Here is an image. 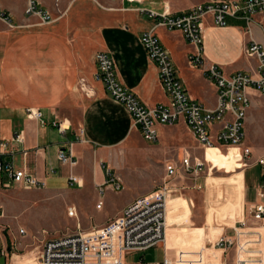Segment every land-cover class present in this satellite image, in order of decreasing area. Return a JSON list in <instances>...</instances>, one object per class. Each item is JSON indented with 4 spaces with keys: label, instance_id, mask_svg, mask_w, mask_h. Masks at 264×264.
Instances as JSON below:
<instances>
[{
    "label": "crops",
    "instance_id": "obj_1",
    "mask_svg": "<svg viewBox=\"0 0 264 264\" xmlns=\"http://www.w3.org/2000/svg\"><path fill=\"white\" fill-rule=\"evenodd\" d=\"M11 1L0 2V11L7 15V20L0 17V137L11 141L16 134L22 133L24 143H12L9 149H0V159L46 182V188L51 187L55 195L70 191L67 186H90L100 201L99 187L108 181V171H111L121 179L125 189L134 192L123 209L160 187L166 177L165 165L171 162L164 156L145 169L131 168L128 155L136 144L141 141L145 144V141L126 107L109 95L103 81L97 77L95 56L98 52H105L114 60L119 82L148 107L167 103L168 98L160 83L157 65L149 59L141 44L145 32L159 37L187 94L208 108L218 104L217 87L205 75L209 67L219 66L228 76L242 71L257 77V61L247 55V48L252 41L264 48V13L256 15L249 25L228 17L225 27L217 26L212 16L207 15L203 20L200 47L203 65L195 66L190 57L198 48L186 42L180 31H169L148 14L152 10L177 15V8L165 9L164 6L158 11L145 6L143 0H112L111 6L99 0H72L62 10L49 11L53 20L43 23L38 17L25 14V0H21L19 6ZM247 92L251 104L245 122L247 140L244 145L260 157L264 149L257 145L264 140V117H258L261 132L256 136L252 133V120L260 113L264 98L254 88ZM30 109L40 112L41 117L30 116ZM179 123L192 136L185 122ZM70 149L77 160L75 166L64 165L59 159L61 150ZM203 156L214 158L212 171L225 170L231 175L228 178L230 188L227 202L220 209L204 200L207 205H203L195 222L206 228L208 223L214 222L216 213L222 218L239 213L241 218L225 229L233 234L232 228L248 216L245 207L243 211V203L249 208L257 201L258 186L263 179L261 168L252 166L258 171V179L252 183L247 171L251 167L244 169L246 166L240 162L238 147H231L227 153L218 147L206 149ZM161 165L163 176L154 178L151 170ZM126 170L129 173H125ZM71 177L81 180L82 187L72 184ZM140 179L147 182L144 187L137 186L136 181ZM9 183L10 178L0 174V192L12 188L6 187ZM107 188L113 190L106 185L105 192ZM206 196L213 198L215 191L209 190L203 198ZM169 203L167 240L172 250L168 253L173 254L174 244L178 242L173 227L178 217L190 221L193 217L191 205L195 202L178 197ZM120 212L106 214L105 221H112ZM220 233L213 228L214 236ZM205 235L204 229L192 228V244H197ZM14 238H20V234ZM178 250L185 257L195 251Z\"/></svg>",
    "mask_w": 264,
    "mask_h": 264
},
{
    "label": "built area",
    "instance_id": "obj_2",
    "mask_svg": "<svg viewBox=\"0 0 264 264\" xmlns=\"http://www.w3.org/2000/svg\"><path fill=\"white\" fill-rule=\"evenodd\" d=\"M38 5V0H29L27 13L39 15L45 23L51 21L50 13ZM148 13L158 24L169 31H180L186 42L196 46L198 50L190 57V62L202 66L200 47L203 43L204 18L211 15L214 23L220 27L226 26L228 17L243 20L249 25L256 15L264 13V0H209L177 15L152 10ZM140 41L149 59L157 65L167 103L154 107L144 105L119 82L115 62L107 53L98 52L95 59L97 77L103 81L109 95L126 107L142 137L147 142L157 144L160 141V126L183 121L199 146L205 149L225 148L228 151L231 147H238L240 162L248 166L245 161L252 159L253 152L244 145L245 122L251 104L247 90L254 88L264 95L263 46L252 41L247 48V55L257 61V77L242 71L228 76L216 65L205 70L206 77L217 87L218 97L217 106L208 108L187 94L170 54L156 34L145 32ZM29 113L32 117H41L38 111L30 109ZM59 128L64 130L61 123ZM12 143H24L22 133L16 134L11 141L0 137V149H9ZM59 159L64 165L77 164L72 149L61 150ZM253 164L261 168L263 179L258 186L257 201L248 208L247 218L232 228V235L227 232L216 235L214 241L191 252L189 257H182L174 249L173 254H169L172 249L167 246L168 202L178 189L173 181L185 179L191 174L197 176V180L204 167L199 158L184 150L178 163H166L164 183L150 194L133 201L120 216L87 233L64 234L46 240L39 255V264H129L125 260L128 254L148 252L158 245L164 247L162 261L137 264H229L232 252V264H264V155L257 157ZM0 174L10 178L11 183L6 185L7 188L20 186L24 189H44L47 186L46 182L25 169H18L1 159ZM108 176V181L99 187L100 208L105 194L103 187L110 185L116 192L123 189L120 178L111 174V171H108ZM70 182L79 187L83 185L76 177H71ZM68 215L76 218L77 210L69 208ZM4 217L5 211L0 207V258H6V264H11L15 256L13 250L18 248V244L11 243L9 246L8 242L12 240L4 238L7 230L1 223ZM19 234L23 235L25 231L21 229Z\"/></svg>",
    "mask_w": 264,
    "mask_h": 264
},
{
    "label": "rangeland",
    "instance_id": "obj_3",
    "mask_svg": "<svg viewBox=\"0 0 264 264\" xmlns=\"http://www.w3.org/2000/svg\"><path fill=\"white\" fill-rule=\"evenodd\" d=\"M1 1L2 0H0V2ZM71 1L72 0H38V6L47 12L51 11L52 9L59 11L64 9ZM99 1L107 6H111L112 4V0ZM143 1L146 2L145 6H149L158 11H161L163 9L162 7L164 6L165 9L167 7L174 9L177 8L178 11H175L176 14H180L181 11L190 8L194 4L201 3L204 0ZM11 3L19 6L21 0H12ZM25 4L26 15L41 19L39 15L27 13L29 8V0H25ZM0 17L5 19L7 18L1 11ZM262 96L264 98L263 94ZM261 115L264 117V104L261 105L260 113L258 115H254L252 120V133L255 136L261 132L260 124H258V117ZM180 125V123H176L174 125L160 126L159 128L161 131V136L160 141L157 144L147 142L142 137V139L145 141V144H143L142 141L136 144L134 151L131 155L129 154L127 158L129 159V162H131V168L139 170L145 169L150 164H152L154 160L157 158L162 159L164 156H166L168 161L178 163L183 156L184 150L187 149L193 157H197L203 162L204 167L202 171L199 172L200 174L198 175L199 177L197 180V176L191 174L185 179H176L173 181L177 183L179 187L177 190H175L176 192L169 200L171 201L173 198L180 197L187 199L189 203H191V201L195 202L194 206L191 205L193 217L190 218V221L187 222V220L183 217H178V221L173 227L175 232L174 234L176 237H178V242L174 244L173 249H193L198 251L199 249L207 246L210 241H214L216 239V237L212 238L211 236L213 233V228H216L217 231L224 233L226 232V228H229L235 224L236 219L241 218L239 217L241 215L237 213L232 217L227 216L226 218H222L216 213L214 222L212 224L208 223L206 228H203L202 225H199L195 222L196 218H198L197 215L200 214L203 205H207L205 201L209 203L211 207H215L217 209H220L226 204L230 188L228 184V178L231 175L225 173V170L218 172L217 169H215L212 171L213 165H215L214 158H206L203 156L206 149L199 146V144L194 140L193 136H191L186 130L182 129ZM246 140L247 135L245 136L244 142ZM259 146L264 149V140L262 143L258 142L257 148ZM222 150L225 153L228 152V150L225 148ZM252 152L253 157L251 160L245 161V164H248V166L244 167V169L251 167L247 171L249 181L253 183L258 179V171L252 167L254 166L253 162L257 158L258 154L253 149ZM162 166L163 165L159 166L158 168L155 167L151 170L154 178H160L163 176L164 173L161 170ZM125 173H129L128 170H126ZM136 184L139 187H144L147 182L144 179H140L136 181ZM67 187L70 191L61 193V195H55V192L52 191L51 187L44 189H24L20 186H13L7 190H1L0 206L4 209L6 215V218H4L1 223L3 227H7V230L4 233V238L11 237L10 239L12 241L9 240V246L11 243L18 244V248L13 250L15 256L11 264H20L24 262L28 264H39V255L46 240L64 234L76 232L87 233L98 226L101 227L106 225L108 223V221H105L106 214L118 212L119 210L122 212L125 209V207L121 209L122 206L127 202L129 196L134 193L132 190L128 191L125 189V185L119 192L107 188L103 197L102 209H97L96 205L99 204V199L96 197L93 189L90 186L83 188H78L77 186ZM209 190H214L215 196L210 199H208L206 196L204 199L203 196L207 195ZM220 194L222 197H219ZM244 204L245 203H243V211L245 207L247 214L248 206ZM69 208L77 210L78 215L76 218L69 217ZM120 214L118 216H120ZM192 228L204 229L206 234V237L201 239L195 245L192 244ZM21 229L25 231V234L20 235V238L15 240L14 236H17L19 234V230ZM198 243H200V245ZM163 255V246L160 245L148 252L128 254L125 260L129 264H137L142 262L147 263L151 261L162 260ZM179 255L185 257V255L182 253H179ZM186 257H189V255H186ZM233 258L234 252L230 253L229 264L233 263ZM7 261L8 260L4 257L0 258V264H6Z\"/></svg>",
    "mask_w": 264,
    "mask_h": 264
},
{
    "label": "bare ground",
    "instance_id": "obj_4",
    "mask_svg": "<svg viewBox=\"0 0 264 264\" xmlns=\"http://www.w3.org/2000/svg\"><path fill=\"white\" fill-rule=\"evenodd\" d=\"M217 147H210V148H207L208 150H212V149H216ZM169 202H168V208H167V215H166V219H167V232H168V229H169V224H170V219H169V215H168V209H169ZM98 207V206H97ZM100 207H98L99 209ZM212 238H215L216 236H214L213 234L211 235ZM206 237V235H205ZM167 246H168V240H167Z\"/></svg>",
    "mask_w": 264,
    "mask_h": 264
},
{
    "label": "trees",
    "instance_id": "obj_5",
    "mask_svg": "<svg viewBox=\"0 0 264 264\" xmlns=\"http://www.w3.org/2000/svg\"><path fill=\"white\" fill-rule=\"evenodd\" d=\"M4 16H6V17H7V15H6V14H4Z\"/></svg>",
    "mask_w": 264,
    "mask_h": 264
}]
</instances>
